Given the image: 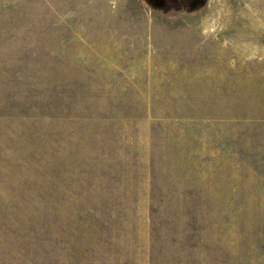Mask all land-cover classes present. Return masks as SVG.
<instances>
[{
  "label": "rangeland",
  "instance_id": "1",
  "mask_svg": "<svg viewBox=\"0 0 264 264\" xmlns=\"http://www.w3.org/2000/svg\"><path fill=\"white\" fill-rule=\"evenodd\" d=\"M0 264H264V0H0Z\"/></svg>",
  "mask_w": 264,
  "mask_h": 264
}]
</instances>
